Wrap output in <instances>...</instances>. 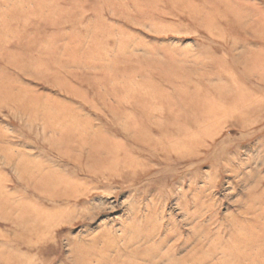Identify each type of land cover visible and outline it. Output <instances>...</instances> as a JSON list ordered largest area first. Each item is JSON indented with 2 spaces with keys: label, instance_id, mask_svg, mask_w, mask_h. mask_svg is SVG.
I'll use <instances>...</instances> for the list:
<instances>
[{
  "label": "rangeland",
  "instance_id": "rangeland-1",
  "mask_svg": "<svg viewBox=\"0 0 264 264\" xmlns=\"http://www.w3.org/2000/svg\"><path fill=\"white\" fill-rule=\"evenodd\" d=\"M0 264H264V0H0Z\"/></svg>",
  "mask_w": 264,
  "mask_h": 264
}]
</instances>
